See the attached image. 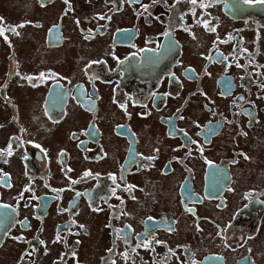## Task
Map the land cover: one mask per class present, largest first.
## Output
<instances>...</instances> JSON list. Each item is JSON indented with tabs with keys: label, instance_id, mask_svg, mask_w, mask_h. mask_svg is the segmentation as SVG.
I'll use <instances>...</instances> for the list:
<instances>
[{
	"label": "flooded vegetation",
	"instance_id": "af4514ba",
	"mask_svg": "<svg viewBox=\"0 0 264 264\" xmlns=\"http://www.w3.org/2000/svg\"><path fill=\"white\" fill-rule=\"evenodd\" d=\"M4 4L0 264H264V5Z\"/></svg>",
	"mask_w": 264,
	"mask_h": 264
},
{
	"label": "snow or ice",
	"instance_id": "6c2138e0",
	"mask_svg": "<svg viewBox=\"0 0 264 264\" xmlns=\"http://www.w3.org/2000/svg\"><path fill=\"white\" fill-rule=\"evenodd\" d=\"M154 2H155V0H154ZM191 2L195 5L196 3H197V0H191ZM243 2L245 3V4H248V5H253V4H255V5H264V0H243ZM65 3H68V0H65ZM211 6V3H208V4H203V3H201V7H210ZM147 10V6H145V11ZM100 19H104L105 17H103V16H101V17H99ZM0 21H2V18H0ZM77 23H79V22H77ZM197 23H201V21H197ZM208 23L209 22H207V21H205V22H203V25H204V27L206 28V29H208ZM19 27H23V25H20ZM208 30H210V31H215V28L214 27H212V28H210V29H208ZM5 31H12V32H15V28L14 27H9L8 29H5L2 25H0V35H3L4 34V32ZM16 34H18V33H16ZM166 35H167V33H166ZM87 38V37H86ZM5 40H7V37L5 36ZM239 66V65H238ZM44 76V74L43 73H41V77H43ZM26 79H31V78H28V77H26ZM153 95H155V94H153ZM114 103L116 102L115 101V99H114V101H113ZM120 107L121 108H124L125 106L123 105V104H121L120 105ZM182 118V117H181ZM185 135H187V133H185ZM12 153H11V144L9 145V150H8V155H11ZM156 157L155 156H152V157H148L147 159H149V160H154ZM248 157H246L245 156V159H247ZM91 173H85L84 175L85 176H88V175H90ZM4 179V176L3 175H0V180H3ZM112 179L115 181V177H112ZM72 183H76V181H72ZM117 187H118V185H117ZM28 189H25V191H27ZM127 190H131V186H129V188L127 189ZM113 192H115V189H113ZM79 195H81L80 193H77V196H79ZM248 195H250V194H248ZM246 198H247V195H246ZM3 207H7V205H3ZM95 210V209H94ZM24 222L23 221H21V224H23ZM82 227V226H81ZM57 239H59V237H57ZM40 243H43V241H41ZM78 243V242H77ZM145 246H147V245H145Z\"/></svg>",
	"mask_w": 264,
	"mask_h": 264
},
{
	"label": "rangeland",
	"instance_id": "374dc122",
	"mask_svg": "<svg viewBox=\"0 0 264 264\" xmlns=\"http://www.w3.org/2000/svg\"><path fill=\"white\" fill-rule=\"evenodd\" d=\"M0 8L3 10V12H5V14L12 16L13 18L18 17L17 15H15L14 12L12 13L6 8V6L4 4V0H0ZM21 48L24 50V53L27 56H31L32 54H34L36 52L35 47L33 46V43L31 41L27 40L26 35L22 36L20 45L17 47L18 51H20ZM27 104H28L27 102L22 101V104H21L22 108L21 109H22L23 116H26V108L28 106ZM4 114H5L4 109L2 107H0V118H3ZM58 141L62 142L61 138H59ZM51 142H52L51 140L47 141V143H49V145H51Z\"/></svg>",
	"mask_w": 264,
	"mask_h": 264
}]
</instances>
